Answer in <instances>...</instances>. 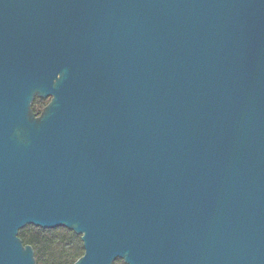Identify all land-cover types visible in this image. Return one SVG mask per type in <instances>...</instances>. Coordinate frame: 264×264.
I'll use <instances>...</instances> for the list:
<instances>
[{
	"label": "water",
	"instance_id": "water-1",
	"mask_svg": "<svg viewBox=\"0 0 264 264\" xmlns=\"http://www.w3.org/2000/svg\"><path fill=\"white\" fill-rule=\"evenodd\" d=\"M27 224L71 264H264V0H0V264Z\"/></svg>",
	"mask_w": 264,
	"mask_h": 264
},
{
	"label": "trees",
	"instance_id": "trees-1",
	"mask_svg": "<svg viewBox=\"0 0 264 264\" xmlns=\"http://www.w3.org/2000/svg\"><path fill=\"white\" fill-rule=\"evenodd\" d=\"M48 99L35 98L34 111H40ZM18 236L32 246L36 264H71L83 254L80 235L65 227L41 228L32 224L22 227ZM112 264H125L117 258Z\"/></svg>",
	"mask_w": 264,
	"mask_h": 264
}]
</instances>
